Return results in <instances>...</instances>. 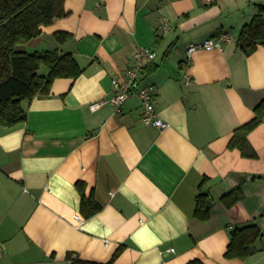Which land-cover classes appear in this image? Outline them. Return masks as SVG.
Segmentation results:
<instances>
[{
    "label": "crops",
    "instance_id": "obj_1",
    "mask_svg": "<svg viewBox=\"0 0 264 264\" xmlns=\"http://www.w3.org/2000/svg\"><path fill=\"white\" fill-rule=\"evenodd\" d=\"M261 6L64 0L68 15L21 50L58 48L82 73L24 102L23 123L0 126V264H264V118L247 138L255 159L228 148L264 98V46L238 42L256 14L264 21ZM56 32L69 34L60 46ZM223 33L221 50L188 58L187 45ZM138 47L155 54L140 81L155 86L162 131L142 123L136 98L109 103ZM237 186L241 199L225 208L221 196ZM200 194L212 204L204 221ZM82 197L99 206L90 217ZM253 223L258 252L226 258L230 232Z\"/></svg>",
    "mask_w": 264,
    "mask_h": 264
},
{
    "label": "trees",
    "instance_id": "obj_2",
    "mask_svg": "<svg viewBox=\"0 0 264 264\" xmlns=\"http://www.w3.org/2000/svg\"><path fill=\"white\" fill-rule=\"evenodd\" d=\"M263 11L264 6H261L260 12ZM67 15L64 0H0V126L13 127L23 123L26 120L24 102L47 95L55 79L75 80L82 73L74 58L58 48L34 52L21 50L31 39L41 35L43 27ZM53 36L59 46L69 38L66 32H56ZM238 42L240 47L249 50H253L256 44L264 46L261 13L243 26ZM253 114L250 121L233 132L228 143L229 149H237L243 157L250 159H255L256 153L247 138L262 123L264 98L255 106ZM241 197L240 187L237 186L224 193L221 202L225 208H231ZM206 202V195L196 196L194 216L200 221L208 218ZM98 210L99 206L91 197H82L81 211L85 217L92 216ZM261 237L262 233L254 223L233 229L224 256L228 259H246L254 255L258 252L255 244Z\"/></svg>",
    "mask_w": 264,
    "mask_h": 264
},
{
    "label": "built area",
    "instance_id": "obj_3",
    "mask_svg": "<svg viewBox=\"0 0 264 264\" xmlns=\"http://www.w3.org/2000/svg\"><path fill=\"white\" fill-rule=\"evenodd\" d=\"M207 3H215L218 0H205ZM168 26L165 24L164 30ZM229 40L227 34H220L216 38L205 39L200 43H191L187 45L186 53L188 58L197 50L211 51L214 49L221 50L223 44ZM155 58L154 52L147 47H138L133 55L132 61L125 68L121 78L112 79L111 84L114 90V95L109 103L113 104L117 110L121 105L131 97L139 101L141 107L140 118L145 126L153 127L157 130H164L168 128V123L159 118L154 107V97L156 89L154 85L143 84L140 77L143 74L145 67L151 63ZM188 82V80H187ZM106 101H96L90 105L92 111L99 109ZM3 247L0 242V255L2 254Z\"/></svg>",
    "mask_w": 264,
    "mask_h": 264
},
{
    "label": "water",
    "instance_id": "obj_4",
    "mask_svg": "<svg viewBox=\"0 0 264 264\" xmlns=\"http://www.w3.org/2000/svg\"><path fill=\"white\" fill-rule=\"evenodd\" d=\"M206 206H207V208H210L212 206V204L210 203V201H207Z\"/></svg>",
    "mask_w": 264,
    "mask_h": 264
},
{
    "label": "rangeland",
    "instance_id": "obj_5",
    "mask_svg": "<svg viewBox=\"0 0 264 264\" xmlns=\"http://www.w3.org/2000/svg\"><path fill=\"white\" fill-rule=\"evenodd\" d=\"M43 71H45V70H43Z\"/></svg>",
    "mask_w": 264,
    "mask_h": 264
}]
</instances>
